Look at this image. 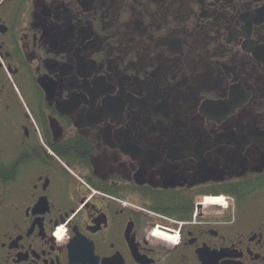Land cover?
Segmentation results:
<instances>
[{
  "label": "flooded vegetation",
  "instance_id": "obj_1",
  "mask_svg": "<svg viewBox=\"0 0 264 264\" xmlns=\"http://www.w3.org/2000/svg\"><path fill=\"white\" fill-rule=\"evenodd\" d=\"M0 264H264V0H0Z\"/></svg>",
  "mask_w": 264,
  "mask_h": 264
},
{
  "label": "bare ground",
  "instance_id": "obj_2",
  "mask_svg": "<svg viewBox=\"0 0 264 264\" xmlns=\"http://www.w3.org/2000/svg\"><path fill=\"white\" fill-rule=\"evenodd\" d=\"M208 202H210L209 200H207ZM216 201H220L219 199L218 200H216ZM212 203V202H211ZM219 203V202H218ZM160 234L161 235H165L164 237L163 236H161L162 238H165V239H167L168 240V237H172L173 235H171V234H166V233H164V232H160Z\"/></svg>",
  "mask_w": 264,
  "mask_h": 264
},
{
  "label": "built area",
  "instance_id": "obj_3",
  "mask_svg": "<svg viewBox=\"0 0 264 264\" xmlns=\"http://www.w3.org/2000/svg\"><path fill=\"white\" fill-rule=\"evenodd\" d=\"M219 199V198H218ZM220 203H222L224 206L226 205V203L222 200L219 201ZM161 236H165V235H161ZM166 237V236H165ZM168 240L171 241V242H175V239L173 237H168Z\"/></svg>",
  "mask_w": 264,
  "mask_h": 264
}]
</instances>
